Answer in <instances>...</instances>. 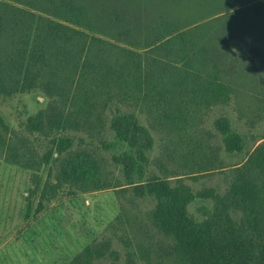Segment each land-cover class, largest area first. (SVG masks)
Masks as SVG:
<instances>
[{
  "label": "trees",
  "instance_id": "obj_1",
  "mask_svg": "<svg viewBox=\"0 0 264 264\" xmlns=\"http://www.w3.org/2000/svg\"><path fill=\"white\" fill-rule=\"evenodd\" d=\"M184 1L0 0V97L42 91L49 98L25 125L37 134L34 144L0 115V157L39 170L58 152L65 156L54 191L82 182L83 192L115 187L154 198L147 222L137 215L141 235L129 242L135 247L128 264H136L134 256L147 264H264V141L242 162L223 166L196 132L206 110L239 92L242 77L263 78L264 0H195V17ZM228 34L247 45V72L229 67L221 54ZM107 125L124 145L114 159L125 183L100 181L91 155L72 150L66 135L101 134ZM216 125L226 150L243 153L245 136L230 119L219 117ZM153 130L164 135L181 172L161 164L163 176H146ZM42 138L48 150L40 153L35 142ZM216 173L229 179L224 192L186 182ZM197 199L212 202L203 218L189 210ZM124 212L132 216L126 206ZM95 255L104 252L87 247L71 264H92Z\"/></svg>",
  "mask_w": 264,
  "mask_h": 264
},
{
  "label": "rangeland",
  "instance_id": "obj_2",
  "mask_svg": "<svg viewBox=\"0 0 264 264\" xmlns=\"http://www.w3.org/2000/svg\"><path fill=\"white\" fill-rule=\"evenodd\" d=\"M183 3L190 5L192 16H198L195 0ZM229 35L226 39L230 49H221V54L226 53L229 67L237 65L238 71L247 72L244 64L249 52L247 45L242 39ZM262 77L260 82L242 77V89L227 104L212 107L203 114V122L196 132L212 146L211 158L216 159L217 164H238L246 157V150L264 141L261 139L264 136ZM48 103L49 98L42 91L1 96L0 115L13 131L29 137L33 143L37 134L31 136L25 125L29 116L38 114ZM139 115L141 123L148 126L146 116ZM222 116L228 117L233 128L245 136L247 147L243 153L226 150L216 125ZM152 134L155 142L154 149L148 152L151 162L146 176L151 171L163 176L165 171H161V164L167 166L171 174L181 172L183 168L178 166L179 161L165 150L168 141L164 135L159 130H153ZM66 135L73 137L72 150L91 155L96 167L100 168V181L125 183L123 167L114 159L122 153L124 145L117 143L109 125L101 134L68 131ZM42 141L41 145L35 142L40 153L48 150L44 146L47 141L44 138ZM63 156L55 152L51 162L39 170L25 169L0 157V264H71L87 247L104 252L103 256L95 255L92 264H128V255L135 247L129 242L135 241V233L141 235L139 228L134 227L140 220L137 215L147 222L148 212L155 209L157 201L149 196H135L131 190L123 194L115 187L83 192L81 188L86 185L82 182H65L54 191ZM186 182L195 190L216 188L224 192L229 179L216 173L197 181L188 178ZM211 204L210 200L197 199L189 205V210L203 218L204 205ZM124 206L132 212L129 219L124 214ZM134 260L136 264H147L139 256H134Z\"/></svg>",
  "mask_w": 264,
  "mask_h": 264
}]
</instances>
